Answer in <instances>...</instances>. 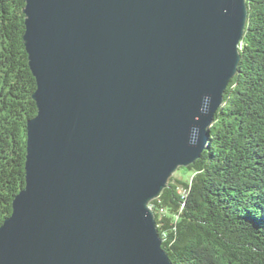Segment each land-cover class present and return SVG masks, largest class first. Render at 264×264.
Returning <instances> with one entry per match:
<instances>
[{"label": "water", "instance_id": "1", "mask_svg": "<svg viewBox=\"0 0 264 264\" xmlns=\"http://www.w3.org/2000/svg\"><path fill=\"white\" fill-rule=\"evenodd\" d=\"M37 80L0 264H174L150 201L199 159L246 0H26Z\"/></svg>", "mask_w": 264, "mask_h": 264}, {"label": "trees", "instance_id": "2", "mask_svg": "<svg viewBox=\"0 0 264 264\" xmlns=\"http://www.w3.org/2000/svg\"><path fill=\"white\" fill-rule=\"evenodd\" d=\"M26 0H0V225L26 185L37 80L24 32ZM235 76L205 151L150 201L174 264H264V0H246Z\"/></svg>", "mask_w": 264, "mask_h": 264}, {"label": "rangeland", "instance_id": "3", "mask_svg": "<svg viewBox=\"0 0 264 264\" xmlns=\"http://www.w3.org/2000/svg\"><path fill=\"white\" fill-rule=\"evenodd\" d=\"M176 175H181V173H180V170L179 169H177V170H175V172H174ZM173 173V174H174Z\"/></svg>", "mask_w": 264, "mask_h": 264}]
</instances>
